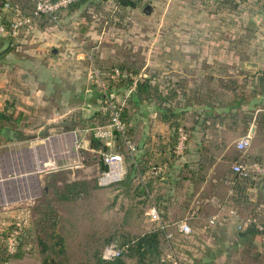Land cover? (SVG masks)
Here are the masks:
<instances>
[{"label":"crops","instance_id":"crops-1","mask_svg":"<svg viewBox=\"0 0 264 264\" xmlns=\"http://www.w3.org/2000/svg\"><path fill=\"white\" fill-rule=\"evenodd\" d=\"M134 1L136 4L130 7L116 0H90L68 6L58 24L44 15H35L18 34L0 39V49L2 41L8 40V45L0 50V108L8 105L10 111L21 113L27 120L66 121L72 117L81 122L82 118L90 119L97 110H103L100 93H111V98L124 106L131 130L134 149L126 146V158L130 159L124 163L126 171L134 156L165 166L161 174L165 200L155 204L162 218L174 219L168 215L174 206L180 205L183 217L192 225L189 235L202 234L206 239L200 243L201 247L188 254L189 259L193 264H218L217 259L229 249L245 248L237 235L244 217L253 214L255 225L259 229L264 227V178L246 188L247 197L242 196L231 170L232 162L239 156L234 159L230 151L236 148L237 138L250 131L249 147L253 154L250 158H264V119L259 121L258 116L264 95L259 97L257 90H253L262 63L258 62L256 71L247 65L250 61L256 63L258 58L264 59V47L260 50L250 42L247 54L229 50L227 58L226 41L230 38L220 35L221 28L215 36L211 30L199 29L195 43L186 31L167 35L161 31L162 9L166 3L173 6L174 1L205 4L211 9L210 15L219 17L224 11L231 17L238 16L240 21L253 17L257 26L258 0L241 1L243 6L233 4V0ZM16 2L22 8L30 5L27 0ZM148 2L153 6L152 15L142 10ZM116 10L123 14L118 15ZM260 12L264 14V10ZM219 18L224 28L225 16ZM137 24L141 28L153 24V31L144 34ZM227 34L242 38L239 30ZM255 36L256 32L252 38ZM123 43L129 47L119 49ZM115 65L131 66L143 73L138 81L146 80L153 95L142 91L136 98L137 88L132 87V81L102 74L100 82L106 87L103 93L99 82L92 77V69L105 72ZM92 126L85 123L81 131L92 136L89 131ZM176 127L189 135L184 152L169 158ZM72 128L67 124L64 127ZM91 140L78 138L77 146L93 152L91 158L97 161L95 152L101 157V148L94 147ZM113 146L112 139L105 150H112ZM248 188L255 189L253 198ZM244 204L251 207L245 211ZM230 231L232 236H226ZM263 235L249 238L252 246H246L251 253L242 252L244 255L237 257L238 261H245L251 254L259 264H264ZM203 247L211 254L204 253Z\"/></svg>","mask_w":264,"mask_h":264},{"label":"rangeland","instance_id":"rangeland-1","mask_svg":"<svg viewBox=\"0 0 264 264\" xmlns=\"http://www.w3.org/2000/svg\"><path fill=\"white\" fill-rule=\"evenodd\" d=\"M186 2L179 1L177 3L174 1L173 6L169 3L164 5L162 9L164 22L161 24V31L167 35L175 33V31L178 33L186 31L188 37L194 42L196 41V31L199 29L211 30L212 35L215 36L221 28L223 33L220 35L230 38H226L227 58L229 50L233 53L247 54L250 42L258 45V49H263L264 19L262 20V17L264 14L260 10H264V0L257 1V8H260L256 17L257 26H255L253 17L251 20L242 18L240 21L239 18H236L238 16L231 17L232 15L222 11V13H218L225 16L223 21L227 23L224 28L221 27L222 20L219 18L221 16L210 15L211 9L209 10L205 4L190 3L187 5ZM239 2L237 4L243 6L240 0ZM30 10L31 8L26 5L23 8L24 13H28ZM152 14L151 11L147 15ZM4 15L11 18L14 13L4 12ZM8 17L5 22H8ZM219 25L220 27H218ZM135 26L141 28L138 24ZM153 27V24L142 25L140 31L146 34L152 32ZM234 30L241 31L242 38L228 37L227 33ZM255 32L257 36L252 38ZM250 38H252L251 41ZM123 47L129 46L125 43L118 46L119 49H123ZM259 61L262 63V68L258 70L256 83L259 85L257 93L260 97L261 94L264 95V87L261 85L264 80V59L258 58L256 67L253 69L256 71L257 65H260ZM247 90L248 88H246ZM260 103L263 105L258 107L259 121L264 119V102L260 101ZM108 118V115H105L101 117V120L99 119L100 121L95 120L92 125L107 122ZM73 119L72 117L66 121L33 119L30 120V126L21 127L24 131L21 139L5 141L0 138V264H97L96 257L100 255L102 248L109 241L118 243L155 228L156 224L149 219L146 210L149 206L158 204L157 202L163 203L165 200L162 197V201H158L157 198V195L164 192L162 190L163 182H159L158 179L152 181V178H149L148 183L146 182L148 190L143 183H139L133 178L127 182L125 179L124 182L118 180L108 185L99 184L100 156L95 152L98 159L94 161L91 158L94 155L93 152L81 150L77 146L80 145L78 138L92 139L93 135L91 136L88 131H81V126L84 123ZM66 124L73 128L64 129ZM69 131H75V139H73L69 151H65L63 145L58 143H49L48 149L44 148L46 142L50 141V136L54 138V136L57 137ZM184 132L186 138L180 152L176 150L179 131L174 133L176 143L173 153L175 155H179L185 150V142L189 133ZM115 136L113 137L114 149L112 150L123 151L124 163H127L130 159L126 158L128 152L126 143L122 137H119L120 141H118ZM25 147L32 148L28 152H15ZM38 147H42L43 150H37ZM48 151L54 159L48 158V162L45 163L46 167L36 171L37 186H33L31 180L28 179L33 172H21L20 169H25L27 155H29V163L37 168L36 162L41 157L47 158ZM230 151L233 152L234 159L240 154L236 148ZM244 154L249 158L253 156L250 147ZM15 169L18 170V173ZM134 173L139 174V170L135 169ZM147 184L150 185L147 186ZM182 185L179 187L181 190L184 188ZM250 207V204H244L242 209L246 211ZM161 208H164L162 204ZM183 214L180 205H176L168 216L177 219L183 217ZM165 219L169 220V217L165 216ZM196 226H199L198 222ZM169 229L174 232L171 239L166 240L163 233L159 234L160 259L156 260L155 258L154 264H193L194 261L189 259L188 254L201 247L200 243L206 242L205 237L202 234L198 237L192 234H180L172 226H169ZM220 233L219 235H221ZM232 234L233 231H230L226 236H232ZM38 235L44 237L45 250H41L42 246L37 239ZM59 235L62 237L61 239ZM201 250L204 253L208 252V255L211 254L205 247ZM246 250V246L242 250L231 248L217 259V263L259 264V261L254 259L251 254L245 255L247 256L245 261H238L237 257L244 255L242 252L251 253V250ZM19 251L22 254L15 256V253ZM2 257L3 259H1ZM122 257L128 263L137 259L135 254L129 253H125Z\"/></svg>","mask_w":264,"mask_h":264},{"label":"built area","instance_id":"built-area-1","mask_svg":"<svg viewBox=\"0 0 264 264\" xmlns=\"http://www.w3.org/2000/svg\"><path fill=\"white\" fill-rule=\"evenodd\" d=\"M81 0H31L32 6L28 13H24L21 7L17 4L6 1L3 8L6 11L14 13V16L8 19L5 23L0 20V39L18 34L21 29L30 23L33 17L36 15H44L55 24H58L61 19L62 11L69 5L76 3ZM110 75L111 77H123L130 78L132 81V87L136 85V82L142 78L143 73L132 72L115 65L110 71L102 72L98 69H92V77L99 82L102 87L103 93H105V83L100 82V76ZM103 110L108 111L109 118L107 122L94 124L90 131L92 135L100 140L105 141L107 146L112 144V139L116 133L120 134L123 141L126 143L129 149H134L133 143L130 140L129 135L126 133V122L120 117V111L118 104L119 102L110 96L105 95V99L102 103ZM179 140L176 143V150L181 151L184 140L186 138L185 132L182 128L178 129ZM251 132L247 131L237 138L235 141V147L240 152L238 159H235L231 164V170L233 174H238L240 177L245 179H253L256 183L264 178V158H247L244 154L246 149L251 143ZM100 154L104 163L107 164V169L102 170L98 176V182L101 185H108L114 181L120 180L125 174L124 156L121 151L112 150H100ZM165 166L160 164H153L144 173L138 174V181L146 183L149 178H157L164 171ZM146 214L149 219L156 225L155 228L163 231L164 237L169 240L173 237V231L169 229L172 226L178 233L190 234L192 232V225L187 217H181L177 219L164 220L161 216V211L157 205L153 204L148 207ZM233 215L237 218V213L233 211ZM255 221L253 214L247 215L242 219L240 228L247 226L249 223ZM264 230V227H260ZM125 246L120 245L115 241L107 243L101 252V256L105 259H113L122 255Z\"/></svg>","mask_w":264,"mask_h":264},{"label":"trees","instance_id":"trees-1","mask_svg":"<svg viewBox=\"0 0 264 264\" xmlns=\"http://www.w3.org/2000/svg\"><path fill=\"white\" fill-rule=\"evenodd\" d=\"M8 1L10 3H14L20 6V4L18 2H16L15 0H0V19H3L2 21L5 22L6 20V16L4 15V12H10V11H6L3 6L4 3ZM28 3L30 5H28V7L31 8L32 6V2L31 0H27ZM86 1H90V0H81L78 1L76 3H73L71 5H69V7L74 6L75 4H79L82 2H86ZM118 3L122 4L123 6H134L136 4V1L134 0H116ZM231 1V0H230ZM240 1H245V0H240ZM239 0H233L232 3H238ZM27 3V4H28ZM22 6V5H21ZM20 6V7H21ZM27 6V5H26ZM23 7V6H22ZM21 7V9L23 10V8ZM4 11V12H3ZM117 11V10H116ZM119 11V12H118ZM117 14H120V10H118ZM30 12V11H29ZM3 13V14H2ZM6 17V18H5ZM5 18V19H4ZM7 23V22H5ZM119 67H121L122 69H126L132 72H137L136 68L131 67V66H121L118 65ZM262 77V76H261ZM124 79V78H123ZM127 79V80H126ZM125 80L130 83L131 79L130 78H125ZM263 84H261L264 87V80L262 81ZM258 83L255 85V88L253 90H259L258 87ZM136 88L137 91L135 93V97L137 98L139 96V92L142 93V91H146V92H150L152 93L151 95H153V91L151 86H149L146 82V80L143 81H138L136 84ZM102 93H100L101 96V102L103 103L104 99H105V94L101 95ZM107 96L111 97V93H107ZM137 99H135L136 101ZM119 107V111H120V117L123 121L126 122V133L127 135H131V130H130V126L127 123V117H126V112L124 110V106L122 104H118ZM108 115L109 117V113L106 110H97L92 117L89 119H81L80 121L82 123H93L95 122V120H101V117ZM26 117H24L21 113H14L13 111H10L8 105H4L3 107L0 108V138H2V140L4 139L5 141H9L12 139H21L24 135V131L21 129L22 126L24 127H28L31 125V121L30 119H25ZM79 120V119H78ZM99 120V121H100ZM75 121H77V119H75ZM79 122V121H78ZM8 130V131H7ZM176 131H177V127H176ZM175 133V131L173 132V134ZM120 134L116 133L115 138L119 140ZM173 142V143H172ZM170 146V155L169 158H174V156H176L173 153V150L175 148V141H172ZM91 144L94 147H100L102 150L108 148V146L106 144H103L100 140H98L97 138L93 137L91 140ZM100 169L101 170H105L107 169V164L104 163V161L102 160V157H100ZM157 162H151L148 159H142V157L140 156H134V160L130 163V165L128 166L127 169V173L125 174L124 178L120 179L122 180L121 182H124L126 179V182L129 181L131 178L134 179L135 176V169L139 170V173H144L147 169H149V167L153 164H156ZM138 174H136L135 179L137 180V182L140 183V181H138ZM151 179V178H150ZM159 182H162L161 177L158 175L157 178ZM119 180V181H120ZM234 180L237 183L239 189H240V193L242 196H246L247 197V193H246V188L249 186H252L254 183L256 184V182L253 179H245L240 177L238 174H234ZM151 181V180H149ZM148 183V182H147ZM150 184H147V186H149ZM144 186L146 188V183H144ZM147 189V188H146ZM148 190V189H147ZM148 192V191H147ZM158 197V201H162L161 198L163 197L164 199V192L160 193L159 195H157ZM157 202V201H156ZM159 203V202H157ZM51 210V208H50ZM163 231L161 229L158 228H154L150 231L144 232L140 235H137L136 237L132 238V239H128V240H124V241H119L118 243L122 246H125L124 251L122 253V255L113 258V259H105L100 255H98L96 257V261L97 264H154L155 261L154 259H160L159 257V234H162ZM257 234H264V231H262L261 229H259L256 225H255V221L249 223L247 226L240 228V230L237 232V235L242 239V242L245 243V246H249L251 248L252 245L250 242L251 237L257 235ZM264 236V235H263ZM59 238L61 239L62 237L59 235ZM37 239L39 241V243L41 244V250H45L46 249V243L44 241V237L38 235ZM167 240V239H166ZM110 242V241H109ZM59 243V241H58ZM246 246V251H249V248ZM102 252V251H101ZM131 254L137 256V259L132 262V263H128L122 256L124 254ZM22 254L21 251L16 252L15 256H20ZM13 255V254H12ZM10 256V255H9ZM7 258V257H5ZM4 258V259H5ZM3 259V257L1 258Z\"/></svg>","mask_w":264,"mask_h":264},{"label":"water","instance_id":"water-1","mask_svg":"<svg viewBox=\"0 0 264 264\" xmlns=\"http://www.w3.org/2000/svg\"><path fill=\"white\" fill-rule=\"evenodd\" d=\"M152 4L150 3V2H148V3H146L144 6H143V12L145 13V14H149L151 11H152ZM83 30V29H82ZM2 45H3V47H1V49H4L7 45H8V40H4V41H2ZM0 49V50H1ZM247 65L249 66V67H252V68H255L256 67V63L255 62H247ZM68 133H71L72 135H73V138H72V141H71V144L73 143V139H75V131H69V132H65V133H63V134H68ZM50 137H53V136H50ZM49 137V138H50ZM38 145H40V144H38ZM37 146V145H36ZM30 148H32V147H25V148H22V149H20V150H18V151H15V152H19V151H22V152H28L29 150H30ZM29 155H27V157H26V160H27V164L25 165V169L24 168H22V169H20V171L21 172H33V174L32 175H30V177H29V179L31 180V182H32V185L33 186H37V177H38V175H37V173H36V171H39L40 169H43V168H45L46 167V165H44L42 168H34V166L31 164V163H29V157H28ZM29 160V161H28ZM25 171H24V170ZM16 170V169H15ZM18 170H16V172H17ZM20 171H19V173H20ZM18 173V172H17ZM6 175V174H5ZM164 178V177H163ZM164 180V179H163ZM247 192H248V194L250 195V197L251 198H253V196H254V193H255V189L254 188H248L247 189Z\"/></svg>","mask_w":264,"mask_h":264},{"label":"bare ground","instance_id":"bare-ground-1","mask_svg":"<svg viewBox=\"0 0 264 264\" xmlns=\"http://www.w3.org/2000/svg\"><path fill=\"white\" fill-rule=\"evenodd\" d=\"M72 138H73V136H72L71 133H68V134H62L61 136H57V137L54 136V138L51 137V138H50V141H47V142H46L44 148L46 149L47 146L50 145V144H55V143L57 144V143H58V144H60V145H63L65 151H69V150H70V146H71ZM49 143H50V144H49ZM47 149H48V148H47ZM37 150L41 151V150H43V149H42V147H38ZM35 151H36V149H35ZM47 155H48L47 158H42V157H41V159L38 160V161L36 162L37 168H42V167L45 165V163L48 162V158H52V159H54V158L51 156L50 151H48V154H47ZM33 162H35V161H33ZM30 175H32V174H30ZM4 176H5V175H4ZM29 177H30V176H29ZM29 177H28V179H29Z\"/></svg>","mask_w":264,"mask_h":264}]
</instances>
